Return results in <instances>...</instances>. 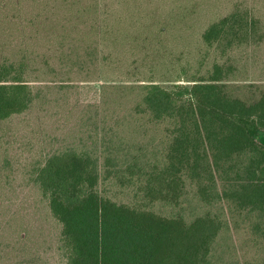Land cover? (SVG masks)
<instances>
[{
  "label": "rangeland",
  "instance_id": "374dc122",
  "mask_svg": "<svg viewBox=\"0 0 264 264\" xmlns=\"http://www.w3.org/2000/svg\"><path fill=\"white\" fill-rule=\"evenodd\" d=\"M5 4H21L29 14L32 5L50 11L35 23ZM235 11L248 20V31L207 44L206 27ZM104 17L106 35L84 34ZM23 56V77L35 98L23 112L0 121V264H70L62 225L34 179L38 167L68 148L100 156L108 148L120 158L140 156L149 167L162 166L176 119L158 120L139 110L143 84L191 85L219 63L225 71L220 83L229 94L248 103L259 100L264 0H0V62ZM257 140L264 146V129ZM186 181V203L156 208L175 210L188 221L206 211L221 216L223 229L212 242L209 264H264V211L239 208L227 198L207 207ZM114 192L124 198L120 188Z\"/></svg>",
  "mask_w": 264,
  "mask_h": 264
},
{
  "label": "trees",
  "instance_id": "16d2710c",
  "mask_svg": "<svg viewBox=\"0 0 264 264\" xmlns=\"http://www.w3.org/2000/svg\"><path fill=\"white\" fill-rule=\"evenodd\" d=\"M5 6L16 10L15 16L28 13L21 4ZM31 10L35 23L50 11L38 5ZM247 22L235 11L208 25L203 40L212 45L226 34L248 31ZM109 31L104 17L84 34ZM23 57L0 62V121L23 112L35 98L23 77L28 66ZM224 75V67L216 63L208 77L191 85L141 86L140 111L158 120L176 119L162 166L155 162L149 167L140 156L120 158L108 148L103 156L68 148L38 167L34 179L62 225L61 242L70 264H209L212 242L223 229L221 216L206 211L188 221L175 210L156 208L186 203L187 179L207 207L227 198L239 208L264 211V146L256 139L264 129V95L253 103L232 96L220 83Z\"/></svg>",
  "mask_w": 264,
  "mask_h": 264
},
{
  "label": "water",
  "instance_id": "95a60500",
  "mask_svg": "<svg viewBox=\"0 0 264 264\" xmlns=\"http://www.w3.org/2000/svg\"><path fill=\"white\" fill-rule=\"evenodd\" d=\"M259 133H260V131H259ZM259 133H258V134H259ZM257 137H258V135H257ZM257 137H256V139H257ZM257 141H258V140H257Z\"/></svg>",
  "mask_w": 264,
  "mask_h": 264
}]
</instances>
